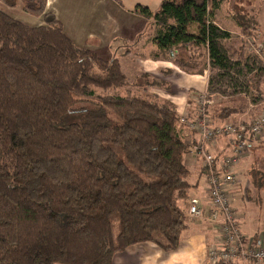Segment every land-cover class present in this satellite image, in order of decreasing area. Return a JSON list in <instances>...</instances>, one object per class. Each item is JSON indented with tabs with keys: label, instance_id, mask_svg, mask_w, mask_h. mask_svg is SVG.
<instances>
[{
	"label": "trees",
	"instance_id": "1",
	"mask_svg": "<svg viewBox=\"0 0 264 264\" xmlns=\"http://www.w3.org/2000/svg\"><path fill=\"white\" fill-rule=\"evenodd\" d=\"M226 1L161 0L155 12L133 9L153 20L162 57L188 43L206 50L207 90L233 104L219 108L223 119L246 106L249 86L260 99L264 83L261 60L244 44L233 50L214 22ZM21 2L43 24L0 9V264H110L142 242L176 249L193 185L174 109L118 95L128 78L116 58L75 45L46 13V0ZM235 17L246 39L258 30L254 19ZM203 56L179 54L173 63L193 72Z\"/></svg>",
	"mask_w": 264,
	"mask_h": 264
},
{
	"label": "crops",
	"instance_id": "2",
	"mask_svg": "<svg viewBox=\"0 0 264 264\" xmlns=\"http://www.w3.org/2000/svg\"><path fill=\"white\" fill-rule=\"evenodd\" d=\"M160 2L161 0H46L45 10L56 18L64 33L75 45L101 54L107 52L108 58L114 57L118 60L130 82L126 93L131 89L140 94L137 96L139 98L154 102L160 100L164 103L168 102L178 111L188 110L187 96L194 90L201 92L208 87L210 67L207 52L188 43L182 50L172 48L170 51L173 52L166 58L160 55L159 49L152 41L153 20L133 12L136 5L145 6L155 12ZM55 4H61L60 8H55ZM88 9L91 11L89 12ZM66 11L67 19L64 17ZM220 13L224 15L223 19H228L235 28L238 27L234 11L229 13L221 8L216 11L214 21L220 29L224 26L221 25V19H217ZM124 22L126 26L121 27ZM194 30L195 26L192 28V31ZM237 31L240 33L239 29ZM239 44L242 45L241 42ZM245 49L246 53L250 52V47ZM201 52L204 56L199 58L201 63L196 71H182L173 63V57L179 54L183 57L197 58ZM262 85L264 83L260 86ZM259 92L260 99L254 100L258 103L256 106L260 107L258 114L262 112L264 106V87H260ZM212 99L213 104L209 114L215 116L213 119L215 123L225 120L233 121L234 118L242 119L251 109L250 103H247L239 113L223 119L218 117L217 113L222 102L229 98L214 93ZM207 149L210 153L227 152L223 140L210 144ZM183 162L191 173L188 182L193 185V188L190 190L189 197L202 198L206 193V183L202 176L201 163L193 160L187 153L184 155ZM234 168L236 186L233 189L232 204L235 205L236 202L237 206L233 205L235 207L233 210L246 236L253 237L259 233L258 235L264 239V233L258 232L256 228L258 221L264 218V141L248 149L246 155L238 160ZM260 199L263 200V207ZM257 200H259V206L256 204ZM189 219L176 249L164 251L153 243H138L115 253L110 264H203L204 245L211 232L207 223Z\"/></svg>",
	"mask_w": 264,
	"mask_h": 264
},
{
	"label": "built area",
	"instance_id": "3",
	"mask_svg": "<svg viewBox=\"0 0 264 264\" xmlns=\"http://www.w3.org/2000/svg\"><path fill=\"white\" fill-rule=\"evenodd\" d=\"M212 98L207 92L199 93L195 97L196 117L188 120L182 116L177 120L182 141L189 144L186 145L188 155L199 158L207 185L204 206L199 200L191 199L187 215L193 219H203V209H208L211 221H206L214 223L220 231V244L212 253L217 261L224 264L261 262L264 260V239H259L256 245L249 244L248 240L242 241L238 219L231 203L236 186V163L246 155L248 149L264 139V108L246 125L230 122L214 125L209 117ZM182 126L186 129H182ZM188 131L196 135L195 144L190 143ZM220 139L224 141L227 152L210 153L207 147Z\"/></svg>",
	"mask_w": 264,
	"mask_h": 264
},
{
	"label": "rangeland",
	"instance_id": "4",
	"mask_svg": "<svg viewBox=\"0 0 264 264\" xmlns=\"http://www.w3.org/2000/svg\"><path fill=\"white\" fill-rule=\"evenodd\" d=\"M12 1L15 2V5L14 6H9L7 3L8 2H12ZM21 3H22L21 0H0V9L2 11L6 12L7 14H9L11 17L16 18V19L22 21L23 23H25V24H27L29 26H38V25L43 24V20H42L41 16L37 17V16L27 15L22 10V4ZM60 5L61 4H55L54 7L55 8L56 7L60 8ZM223 8H224L225 11H228L229 13H230V11H234L236 16L242 17L240 19V21H238L239 23L246 22V21L251 22L250 19H254L253 21H255V23L257 24L256 25L257 27H255V28L258 29V30L256 32H254V33L252 32L251 33V37L248 36L250 38L246 39L245 36L242 37V35L237 31L239 29L238 27L235 28V26L232 24V22H230L228 19H223L224 15L222 13H220L218 15V18H217V19H221V25H224V26H222V29H224L225 31H227L230 34V39H229L228 42L231 44L232 49H234V48L238 47L239 45H241V44H239V42L244 44L245 47H250V51L253 54H255L258 57L259 60H261V63L263 65V67H264V44L262 43L264 41V0H227L225 2V4L223 5ZM91 9H88V11L90 12ZM119 12L121 13L120 10H119ZM246 16L249 17L250 19L247 18ZM64 17H66V19L68 18L67 11L64 12ZM235 20H236V17H235ZM235 22L237 23V21H235ZM125 26H126V22L121 24V27H125ZM252 35H253V38H252ZM145 38H147V37H145ZM93 52L96 53L99 56H103L104 59H109L110 58V57L108 58V53L107 52H103V54L95 52V51H93ZM130 78L133 79V77L131 75H130ZM128 84H130V82H128ZM260 87H264V85H262ZM126 90H127V88H121V89L116 90L115 92L118 95H120V96H125L127 94H131L132 96H136V97L140 96V94H137L136 91H133V90L129 89L128 90L129 92L126 93ZM247 90H248V92L246 94V95H248L247 103H250L249 107L251 109L244 114V118H242V119L234 118L233 121H231V120L230 121H226L225 120V121H222V122H219V123H215L214 122L215 120L213 121L211 119V117H210V114H209V117L211 119L210 121H212L214 125H219V124H223V123H227V122L246 125V124L252 122L255 119V117L258 116V112L260 110V107L256 106L257 102L254 101L256 99L255 97L259 96V93H257L250 86H249V89H247ZM201 92H207L208 96L209 95H211V96L214 95V93L210 94L207 89L204 90V91H201ZM201 92L194 90V92H192L189 96H187L186 107L188 108V110L187 109H181V111H178L170 103L167 102V104L174 109V111H175V113H176V115L178 117L185 116L188 120H192V119H194L196 117L195 97ZM102 93L103 94H112L113 90H109V91H107L105 93L104 92H102ZM157 103L161 104V103H164V102H161V100H160ZM237 103H239V102H237ZM222 105L230 107L233 104L226 99L224 102H222ZM263 108H264V106H263ZM184 128L185 127L182 126V129H184ZM187 133H188V135L190 137V143L195 144L196 143V139H197L196 135H194V133L192 131H188ZM217 141L219 142V141H221V139L217 140ZM263 141L264 140L261 139L260 141H258L257 145L263 143ZM184 145H189V144L186 143ZM187 154H188V150H187ZM192 159L195 160V161L200 162L199 158L196 157V156H192ZM201 169H202V172H204L203 168H202V165H201ZM202 176H203V179L205 181L204 175H202ZM205 183H206V181H205ZM206 193H207V185H206ZM206 193H205V195L202 198H200V197H190V199L188 200L187 208H186L187 211H188V205H189V202H190L191 199L199 200L204 206ZM239 200L242 201L241 199H239ZM260 201H261V206L263 207V200L260 199ZM236 204H237L236 202H235V205L231 203V206H232L233 209L237 206ZM256 204L257 205L259 204V200L256 201ZM233 205L235 207H233ZM203 213H205V216H204L203 219H195L197 221H202L205 224L207 223L208 226H209V231L211 232L210 236L206 239V244L204 245L205 260H204L203 264H219V263L224 264L222 261H220V262L217 261V258L214 256V254H212V253H215L214 250L217 249L218 248V244H220V231H219V228L214 223L211 224L210 222L206 221V220L211 221L208 218V214H207L208 213V209H203ZM234 215H236L235 212H234ZM189 218H191V217L189 215H187V221H188ZM191 219H193V218H191ZM238 223H239V221H238ZM114 228H115V225H114ZM256 228H257L258 232L261 231V233H264V218H263V220H259L258 221V223L256 225ZM239 230H240V232L242 234V241L243 242H244V240H248L249 244H254V242L258 241L261 238V236L258 235V238H256V241H255V239L253 237L246 236L243 233L240 224H239ZM142 243H144V242H142ZM149 243H152V242H149ZM239 264H264V260L261 261V262L243 261V262H241Z\"/></svg>",
	"mask_w": 264,
	"mask_h": 264
}]
</instances>
